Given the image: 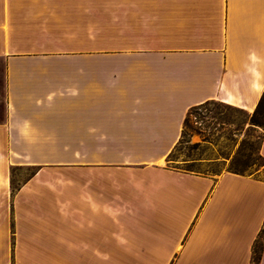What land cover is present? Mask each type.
Listing matches in <instances>:
<instances>
[{"label": "crops", "instance_id": "crops-1", "mask_svg": "<svg viewBox=\"0 0 264 264\" xmlns=\"http://www.w3.org/2000/svg\"><path fill=\"white\" fill-rule=\"evenodd\" d=\"M263 94L264 0H0V264H251L264 178L167 158Z\"/></svg>", "mask_w": 264, "mask_h": 264}, {"label": "rangeland", "instance_id": "rangeland-1", "mask_svg": "<svg viewBox=\"0 0 264 264\" xmlns=\"http://www.w3.org/2000/svg\"><path fill=\"white\" fill-rule=\"evenodd\" d=\"M247 112L218 101L191 108L184 135L167 165L218 175L236 167L243 169L249 162L252 166L246 167L247 173L264 178L263 160L257 155L263 129L251 124L253 113ZM256 118L264 121V116ZM32 171L17 169L14 187Z\"/></svg>", "mask_w": 264, "mask_h": 264}, {"label": "trees", "instance_id": "trees-1", "mask_svg": "<svg viewBox=\"0 0 264 264\" xmlns=\"http://www.w3.org/2000/svg\"><path fill=\"white\" fill-rule=\"evenodd\" d=\"M211 102H214V101H209V102H206V103L201 104V105H205V104H208V103H211ZM201 105H199V106H201ZM228 106H230V105H228ZM195 107H198V106H195ZM195 107H193V108H195ZM230 107H233V106H230ZM233 108H235L237 110H243V109H240V108H237V107H233ZM243 111H245V110H243ZM245 112H247V111H245ZM257 116H261V117L264 116V94H263V96H262V98H261L256 110L253 112L252 122H251V124L256 125V126H260L264 130V121L260 122V119L256 118ZM187 123H188V119L186 117L185 122H184V126H187ZM262 139H263V137H262ZM180 142H181V139L179 140L178 144ZM261 144H262V140H261V143L259 145L257 155L263 160V164L262 165L264 166V156L261 154V151H260ZM177 145L175 146L173 151L168 155V160H172L171 157L173 156V153L175 152V149L177 148ZM245 165H246V167H251L252 166L249 162H247ZM253 165H255V163ZM246 167L243 168V169L236 167V168H233V169H231L229 171L234 172V173H238V174H242V175H252V173H247V168ZM185 171H191V172H196V173H200V174H210V173H206V172L198 171V170H194V169H187ZM263 245H264V226H263L262 230L260 231V233H259V235H258V237H257V239H256V241L254 243L251 264H259L260 263V259H261L262 251H263Z\"/></svg>", "mask_w": 264, "mask_h": 264}]
</instances>
